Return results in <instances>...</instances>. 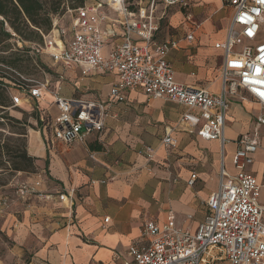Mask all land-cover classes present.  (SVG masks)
I'll list each match as a JSON object with an SVG mask.
<instances>
[{
  "label": "crops",
  "instance_id": "0c3cea01",
  "mask_svg": "<svg viewBox=\"0 0 264 264\" xmlns=\"http://www.w3.org/2000/svg\"><path fill=\"white\" fill-rule=\"evenodd\" d=\"M209 5L204 0H192L189 11L168 9L164 17L167 20L164 25L160 22L155 40L179 42L168 56L179 84L218 94L222 89L223 54L215 45L225 39L231 13L226 9L228 16L218 19L220 7L208 9ZM188 16L199 26L192 42L186 39L192 27ZM70 20L71 16H66L62 23L69 24ZM109 21L103 29L114 30L121 37L114 19L110 17ZM120 41H108L104 53ZM52 65L62 68L53 61ZM63 73L67 82L62 84L65 78L57 73L60 80L54 84L55 93L67 99L103 103L107 116L100 135L93 134L84 143L65 150L54 141L51 130L44 128L29 134L27 154L40 167V174L25 183L48 193V198L22 201L14 193L12 207L0 218H6L5 227L12 238L34 253L31 264H135L128 257L130 245L141 241L147 221L162 225L170 211L176 216L178 228L196 233L207 215L206 201L219 188L222 169L231 176L237 174L233 164L237 141L260 114V106L232 101L234 108H230L227 125L236 123V131H231L232 139L225 138L227 142L222 145L220 140H203L181 125L186 108L178 103L149 100L141 91L127 93L123 103L113 101L110 91L117 81L114 74L83 76L79 67ZM8 94L13 108H22V103L28 108L33 105L52 114V120L59 114L54 95L45 90L39 99L15 86L8 89ZM244 106L256 111L253 119L243 117ZM167 135L177 141L176 149L169 151L164 146ZM228 144L233 145V150L227 149ZM148 147L155 149L152 160L143 154ZM261 147L248 171L263 187ZM194 174L196 183L190 187L188 181ZM212 182H216L214 188L209 186ZM59 190L75 191L72 215L59 209ZM32 200L41 203L29 205ZM20 201L28 205L21 221L13 212ZM105 218H109L108 223H104Z\"/></svg>",
  "mask_w": 264,
  "mask_h": 264
},
{
  "label": "built area",
  "instance_id": "2783aa9c",
  "mask_svg": "<svg viewBox=\"0 0 264 264\" xmlns=\"http://www.w3.org/2000/svg\"><path fill=\"white\" fill-rule=\"evenodd\" d=\"M222 8L231 13L225 39L215 48L223 54L220 66V93L179 84L168 61L171 51L179 46L176 40L158 43L155 40L160 22L170 8L189 11L192 0H90L83 7L52 19V30L44 37L37 53L47 54L53 63L65 70L82 69L90 73L114 74L116 84L110 97L123 103L129 92L141 91L149 100L178 103L186 108L180 124L206 141L220 140L224 145L227 117L233 100L260 106L252 132L241 135L233 158L237 174L222 169L218 190L206 201L207 215L196 233L178 228L170 211L164 224H144L141 241L128 249L135 264H264V205L260 202L262 186L248 169L260 149V129L264 127V0H221ZM164 12L158 16V8ZM71 16L69 24L62 20ZM112 17L121 29V37L106 31L104 25ZM191 20V16H188ZM199 26L192 21L186 39L195 40ZM120 38L105 54L108 41ZM259 70V71H258ZM47 84L33 82L28 88L34 99L41 98ZM58 116L49 127L55 142L65 147L84 143L105 127L106 107L103 103L67 99L54 94ZM46 130V128H45ZM169 150L177 148L170 135L163 139ZM149 160L154 150L144 151ZM95 160L94 156H90ZM197 175L188 185L193 187ZM19 200L48 198L23 182L14 186ZM75 191L59 192L61 203L72 207ZM13 198L0 190V216L10 210ZM191 219V217H189ZM105 218L104 223H108Z\"/></svg>",
  "mask_w": 264,
  "mask_h": 264
},
{
  "label": "rangeland",
  "instance_id": "374dc122",
  "mask_svg": "<svg viewBox=\"0 0 264 264\" xmlns=\"http://www.w3.org/2000/svg\"><path fill=\"white\" fill-rule=\"evenodd\" d=\"M204 2L209 3L208 9L213 8H219L220 11L222 12L217 16V18L222 19L224 17L228 16V12L225 8H222V3H220V0H204ZM164 12V9L162 6L158 8V16H160ZM169 13V12H168ZM202 18V17H201ZM197 21H199V18H195ZM67 20V18H66ZM166 18H164L161 22V25H164L166 22ZM11 45L14 46L15 50L19 49L21 52H14L20 57V59L23 61L22 67L23 71H21V74H16L12 71H9L6 69V67L0 65V69L3 71H6L12 79L20 81L18 83V86L15 87L18 91H21L25 88L26 84H32L33 82H38V83H44L47 84V88L45 91L47 94H55L56 92V87L54 86L56 80H60L58 77V74L63 75L65 78L64 84L66 81V77L64 75V71H66L64 68H56L55 66L52 65V61L50 57L45 54V53H37V52H32L33 46L30 43H22L18 39L11 40L9 42ZM30 49L31 52L25 53L22 50ZM14 54L13 52L11 53L10 51L4 56L0 57H11V55ZM3 55V54H0ZM60 71V72H58ZM58 73V74H57ZM60 76V75H59ZM22 103V108L16 107H10L8 109L9 117H12L14 119H17L19 121H25V125H18L14 123H10L8 121H5V127L3 130H0V132L3 133V136L0 137V142L1 145H7V149L9 151H13V153L9 154L7 157L8 159H17L20 157V153L23 151H26L27 147V138L29 134L33 130H39V129H44L46 128V131H50V123L52 119L54 118L52 114L49 112L40 111L32 107L28 108L27 106L24 107ZM24 107V108H23ZM245 108H242V115L244 118L251 117L253 119V116L256 115V111L254 109H249L248 107L244 106ZM234 106H232L231 111L233 110ZM246 109V110H245ZM236 118V117H234ZM41 122V124H39ZM236 123L234 124H228L227 128L225 129V138L226 139H232V132L231 131H236ZM255 127V120H253L247 127L246 132L250 133L253 131ZM17 134H26V135H17ZM245 132V133H246ZM260 135H261V150H264V127L260 129ZM63 146V145H62ZM71 147V146H70ZM70 147H65L63 146V150L68 149ZM233 145H229L227 149L229 151L233 150ZM153 149V148H152ZM155 152V149H153ZM145 151V150H144ZM143 151V154L145 155ZM168 151V150H167ZM171 151V150H169ZM168 151V152H169ZM146 156V155H145ZM260 156V153L257 154V157ZM37 166V163H34V169L31 170L30 172H7L3 175L0 176V190L7 192L9 195L14 194V186L18 183H23L27 181H32L35 178L38 177L40 174V167ZM211 187L216 186V182H212L209 184ZM60 192H65L63 190H59ZM45 196H48V193H43ZM57 196V195H56ZM32 199H37L39 201H44V199H38V198H32ZM260 202L264 205V186L262 187L261 190V195H260ZM33 203H37L38 205L41 203L31 201L29 202V205ZM18 204V207L16 208L17 211H13L15 215L17 216L18 220L23 219V211L28 208L27 204H24L22 201H20ZM59 209L61 210L62 213L66 214L68 212L69 215H72V210L73 207H71L70 203L68 201H65V203H60L59 202ZM26 205V206H25ZM25 206V207H24ZM15 209V208H14ZM64 217V216H62ZM5 219L0 218V264H31L33 261L34 253L29 252L25 247H21L18 242L15 241L14 238L8 233L6 227H5Z\"/></svg>",
  "mask_w": 264,
  "mask_h": 264
},
{
  "label": "trees",
  "instance_id": "16d2710c",
  "mask_svg": "<svg viewBox=\"0 0 264 264\" xmlns=\"http://www.w3.org/2000/svg\"><path fill=\"white\" fill-rule=\"evenodd\" d=\"M90 0H0V56L9 51L14 54L11 57H0V65L9 71L21 74L23 61L14 52L15 48L9 42L18 39L22 43H30L36 52L44 44V37L52 30V19L55 16H63L69 11H75L83 7ZM16 52H21L19 49ZM25 53L31 52L24 48ZM20 81L12 79L6 72L0 69V130L5 127V121L25 125V121H19L9 117L8 109L12 107V101L8 89L18 86ZM32 84H26L24 90H28ZM41 124V122H39ZM15 133V132H11ZM17 134V133H15ZM26 135V134H17ZM3 133L0 132V137ZM13 151L7 149V145L0 142V176L7 172H30L34 169V160L26 151L20 153L17 159H8Z\"/></svg>",
  "mask_w": 264,
  "mask_h": 264
},
{
  "label": "snow or ice",
  "instance_id": "6c2138e0",
  "mask_svg": "<svg viewBox=\"0 0 264 264\" xmlns=\"http://www.w3.org/2000/svg\"><path fill=\"white\" fill-rule=\"evenodd\" d=\"M259 71V70H258ZM262 95H264V93H262Z\"/></svg>",
  "mask_w": 264,
  "mask_h": 264
}]
</instances>
